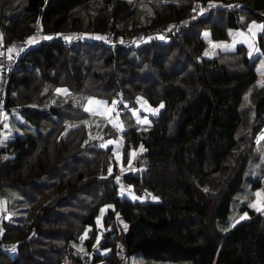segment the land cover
Segmentation results:
<instances>
[{
    "label": "trees",
    "instance_id": "1",
    "mask_svg": "<svg viewBox=\"0 0 264 264\" xmlns=\"http://www.w3.org/2000/svg\"><path fill=\"white\" fill-rule=\"evenodd\" d=\"M194 1L217 5L183 22ZM251 18L263 21L260 53L238 43L202 56L203 31L226 40ZM0 30L26 43L3 119L15 110L31 125L0 146V189L27 206L54 192L25 224L4 217L14 245L0 264H264V208L245 204V218L217 228L264 138V93L250 129L240 125L264 52V0H0ZM106 30L168 40L108 46ZM56 86L68 91L53 97ZM87 96L111 104L116 123L90 118ZM138 108L147 122H135Z\"/></svg>",
    "mask_w": 264,
    "mask_h": 264
},
{
    "label": "rangeland",
    "instance_id": "2",
    "mask_svg": "<svg viewBox=\"0 0 264 264\" xmlns=\"http://www.w3.org/2000/svg\"><path fill=\"white\" fill-rule=\"evenodd\" d=\"M253 39L256 41L258 36L263 32V21L255 18L249 19L245 27L243 28ZM201 37L202 33H201ZM264 39V34H263ZM259 48H255L252 55L260 53ZM264 52L262 53V55ZM260 57L259 61H257L256 66L261 63H264V56ZM252 57V56H251ZM45 88V86H43ZM67 88L63 86H56L52 91V96L57 97L62 93H66ZM264 93V87L255 81L244 93L243 101H242V121L240 123L241 128L250 129V123L253 118V105L255 100L259 95ZM89 100H92V103H89ZM116 98L112 99V102H115ZM106 103L95 96H87L83 101V108L88 109L87 112L90 118L99 121L104 118L111 123L115 124L117 119H119L118 115L113 114V106L108 105L110 108L106 109ZM112 112V113H111ZM142 109L138 108L134 111V117L136 119V123L140 124L143 122H147L146 115L142 113ZM118 113V112H117ZM114 117H112V115ZM140 122H138V121ZM19 125H23L24 127H31L27 122H25L21 116L15 111L12 110L10 113H6L3 121L0 123V139L10 134L12 131L21 132V127ZM145 125V124H141ZM239 125V126H240ZM239 130V127H238ZM264 133V129L258 133L256 138L259 139ZM142 147H139L141 151ZM6 156H12V153L6 154L2 153V158ZM118 159V158H117ZM259 179V183L256 184V180ZM119 193L121 196L132 199L133 194L129 189H125L122 183L119 182ZM260 193L259 196L256 194ZM54 192L49 191L45 195L41 196L38 202H35L32 205L27 206L24 202L21 201V195L13 188L10 187H2L0 189V211H5V216L9 218L11 221H17L20 219L23 221V224L29 220L30 216L33 214L34 210L42 204V202L48 201ZM264 199V138L259 139L256 145V155L252 157L247 165L245 173L243 175V179L237 191L234 193L231 198L229 209L227 215L224 219L218 221L217 228L226 232L237 220H241L247 216L246 210H243V206L246 204L248 207L253 208L255 210L260 209L259 200ZM254 205V206H253ZM99 223V220L97 221ZM143 263H153V264H193L189 260H181L176 262L171 261H152L151 259L143 260Z\"/></svg>",
    "mask_w": 264,
    "mask_h": 264
},
{
    "label": "built area",
    "instance_id": "3",
    "mask_svg": "<svg viewBox=\"0 0 264 264\" xmlns=\"http://www.w3.org/2000/svg\"><path fill=\"white\" fill-rule=\"evenodd\" d=\"M217 3L213 1H206L205 3L194 1L191 3L190 8L185 12L181 20L187 22L195 17L203 16L208 10L214 8ZM164 25H167L165 22ZM105 43L108 46H121V47H137L149 39H160L161 41H167V35L159 32H149L144 34L142 32H135L132 35L120 36L106 30L103 34ZM0 122L3 119V104L6 98L5 87L9 73L12 71L14 64L19 57L24 53L26 48L25 40H14L12 43L5 42L2 39V32L0 30ZM212 49L208 44L202 49V56L204 58H211L213 56ZM130 168V166H129ZM151 198V197H150ZM259 206L264 208V199L259 200ZM5 211H0V251L10 252L14 243L11 241L3 240V221L5 217Z\"/></svg>",
    "mask_w": 264,
    "mask_h": 264
},
{
    "label": "crops",
    "instance_id": "4",
    "mask_svg": "<svg viewBox=\"0 0 264 264\" xmlns=\"http://www.w3.org/2000/svg\"><path fill=\"white\" fill-rule=\"evenodd\" d=\"M205 34H207V32L203 31L202 32L203 39L206 40L205 41L206 44L209 45L213 53H215L217 50L221 52L233 51L235 49L236 44L242 43L246 49V54L251 55L253 54L254 49L257 47L256 41H253L252 37L241 28H237L234 31H231L230 37L226 40L211 39V37L208 34L207 35ZM32 38L33 37H31V39ZM262 56H264V54ZM255 68H256L255 81H258V83L264 87V63H261L259 66L257 64ZM109 108H110L109 106H106V109ZM18 133H19L18 131H12L10 134L3 136L0 139V146L5 144L9 139H11L14 134H18ZM243 217L246 216L243 215Z\"/></svg>",
    "mask_w": 264,
    "mask_h": 264
},
{
    "label": "snow or ice",
    "instance_id": "5",
    "mask_svg": "<svg viewBox=\"0 0 264 264\" xmlns=\"http://www.w3.org/2000/svg\"><path fill=\"white\" fill-rule=\"evenodd\" d=\"M205 35H207V34H205ZM93 101L92 100H89V103H92ZM86 111L88 110V109H85ZM257 196H259L260 195V193H257L256 194ZM254 206V205H253Z\"/></svg>",
    "mask_w": 264,
    "mask_h": 264
}]
</instances>
